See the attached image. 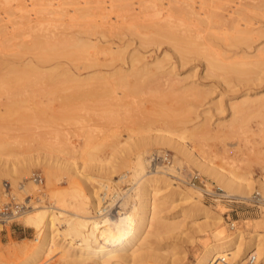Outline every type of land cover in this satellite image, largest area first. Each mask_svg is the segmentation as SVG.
I'll list each match as a JSON object with an SVG mask.
<instances>
[{
  "label": "rangeland",
  "instance_id": "rangeland-1",
  "mask_svg": "<svg viewBox=\"0 0 264 264\" xmlns=\"http://www.w3.org/2000/svg\"><path fill=\"white\" fill-rule=\"evenodd\" d=\"M71 1L77 2V6ZM136 1L137 8L131 9V5L122 0H93L94 3H89L91 6L88 4L89 11L81 7L82 4L87 7L84 1L78 6L77 0H67L64 12L51 13L52 19L63 18V35L68 40L82 39L83 43L89 42L85 43L86 46H93H87L86 58L58 56L41 65L51 72L68 69L81 81H66L56 87L46 82L23 85L17 95L18 112L6 111L10 99L3 96L0 113V211L11 202V196L17 198L14 201L26 203L28 209L44 203L56 210V205H61L73 195L82 202L90 196L94 186V183L89 185L85 181L84 176L87 175L109 183L111 194L118 192L120 199H127L128 204L124 207L128 212L132 209L129 203H135V192L140 182L134 175V157L138 151H143L149 160V170H160L161 174L169 167H176L170 175L173 187L167 186L162 191L164 208L161 215L165 221L182 215L178 218L177 227L164 228L167 232L162 237L151 236L137 251L141 254L136 258L129 256L124 261L120 259L121 264H193L205 246L212 243L216 231L229 237L240 231L244 238L243 247L251 243L258 233L264 238V202L258 207L249 201L256 193L264 195L259 184L264 179V78L246 81L251 76L224 71L228 73L224 74L228 79L225 77V80L224 75L221 76L223 69L208 66L206 51L182 54L174 46L169 33L161 32L162 27L184 22L188 31L191 29L202 35L210 50H216L225 57L233 55V59H240L244 51L252 56L260 52L264 55V3L262 0H185L176 5L170 0H156L155 7L150 9L147 5L141 7ZM188 3H195L198 8L202 6L204 13L186 12L184 7L187 8ZM74 7L79 12H75ZM234 8L239 11L234 17H229L231 20L222 17L223 14L228 18V11ZM2 12L3 8L0 9ZM237 28L251 29L252 48L233 43L234 36L240 32ZM110 49L121 52L122 58L113 60ZM56 66L59 68L55 69ZM144 67L148 69L149 76L143 73L145 76L141 79L134 75L133 68ZM118 68L123 69L126 75L125 83L114 73ZM98 75L102 77L98 78ZM82 80L87 83L86 90L97 92L94 95L85 92L80 96L73 93L70 86H76L75 83ZM102 88L109 94L100 92ZM195 89L203 95H197ZM69 92L75 99H69ZM246 92L253 98L263 96L262 102L248 108L247 113H233L231 103L247 97ZM84 94H87V99ZM174 110L185 112L190 119L186 124L188 130L183 133H186L185 138L178 137L183 126L175 118L182 114L175 116L180 113H173ZM169 129L176 132L173 136L168 135L173 143L159 138V135L173 132ZM57 140L64 144H58ZM177 141L185 142L191 155L196 154L209 163L213 160L227 172H235L237 177L245 174L253 182L252 187L247 192L223 189L214 177L200 170L191 155L174 148ZM70 143L78 148L85 146L82 148L85 150L83 156L82 150L76 153L73 171L64 165L51 169L50 181V168L43 159H63L71 152ZM84 159H88L92 168L82 170L83 176L74 168L78 169ZM35 172L44 178L42 184L29 182ZM122 173H127V177L117 183L116 179ZM6 184H11L10 194ZM191 189H197L191 194L198 198L188 199ZM128 190L132 192L130 199ZM74 208L68 207L72 212L77 210ZM186 209L188 214H185ZM91 211L96 214L92 205ZM126 211L107 216L101 228L102 241H110L122 233L128 225ZM0 225V258L3 261L16 259L22 255L21 249L30 250L39 243L35 239L36 229L27 226L22 216L0 222ZM76 253L71 252L70 258L58 262L43 259V263L97 264L92 261L97 257H79Z\"/></svg>",
  "mask_w": 264,
  "mask_h": 264
},
{
  "label": "bare ground",
  "instance_id": "bare-ground-1",
  "mask_svg": "<svg viewBox=\"0 0 264 264\" xmlns=\"http://www.w3.org/2000/svg\"><path fill=\"white\" fill-rule=\"evenodd\" d=\"M65 1L56 0L55 2L54 0H0V9L3 8V12L0 13V113L3 106L2 98H4V95L9 97L10 99V104L6 110L7 112H15V110L20 109L17 105V95L19 88L23 85H29L33 83L37 84V82H46L52 87H56L66 81L71 82L77 81L76 79L79 80L75 73L70 72L68 69H63L61 72H51L50 70L44 69V66H41L54 59V57L58 56L72 57L74 59L86 58L88 55V49L92 45H87L89 46L87 47L85 43L89 44V42L83 43L82 39V41L79 39L81 42L78 40H73V42L71 40H68L63 35L65 34L63 31L65 26L63 18L60 17V19L58 18V20H56V18L53 17L54 19H52L51 16L54 11L64 12L63 6ZM77 1L80 3H78V6H81L82 1H84L83 3L87 4V7H84V4H82L81 7L83 9L88 8V4H92L91 2H93V0ZM122 1L126 2V5L130 4L131 9L137 8V6H135L137 3L136 0ZM155 1L156 0H138V3L141 7L147 5V7H150V9H152L156 5ZM170 1L176 2V5H180V3H183V1L185 0ZM262 2L264 3V0H262ZM75 3L76 4L72 2L74 6H77V2ZM90 4L89 6H91ZM79 8L78 10H80ZM82 8L81 10H83ZM184 8L186 9L185 11L190 14L201 15L204 13L201 10L202 6L198 8L195 3H188L187 8ZM90 9L89 11H91ZM238 11V8L230 9L228 11V18L223 14L222 17H224L226 20H231L229 19V17H234V14H236ZM75 12H79L77 11V8ZM81 12L82 11H80V13ZM82 14L81 16L84 17V14ZM184 26L185 23L180 22L173 23L170 26L164 28L162 27L161 29V32H163L164 34L169 33L170 37L174 41V46L182 54H186L189 51H206V60L208 66L214 67L216 68V70H218L217 68L223 69V73H221V76L222 74L224 75L232 72L236 74H244V76L247 75V77L251 76L249 78L245 77V79L247 78L246 81L258 79L261 80L264 78V55H262L261 52L258 55L254 54L252 56L248 54L247 51H244V54L240 59H233V55L225 57L216 50H210L209 45L205 43L202 35L199 32L193 31L191 29L190 31H188V26H185L188 28V30ZM237 29L240 30V32L236 36H234L233 43L245 45L248 48H252V36L250 34L251 29ZM110 51L113 53V60L122 58L121 52L113 49H110ZM234 54H236V52H234ZM52 68L54 69L55 67ZM58 68L59 66H56L55 69ZM122 70L123 69L118 68V70L114 73L115 75L117 74L119 80L125 83L126 75L122 72ZM224 71H227L228 73H225ZM133 72L134 75L138 77L140 76L141 79L142 76H145L146 74V76H149V71L145 67L133 68ZM143 73L146 74L144 75ZM100 77H102V75H98V78ZM225 77L226 76L224 75L223 78L225 79ZM79 81H81V79ZM84 83L85 86H83ZM86 84L87 83L82 80V82L75 83L76 86L72 84V86L70 87H72L71 89L73 93H77V95L80 96L85 92H89V90H86ZM103 84H105V82ZM108 85L106 84L107 87ZM94 87H96V85H94ZM102 87H104V85ZM90 88H93V86ZM110 88L108 90H110ZM96 92H91L90 94L94 95V93ZM100 92H104L103 88ZM194 92L199 96L203 95L200 90L195 89ZM106 93L109 94L108 92ZM69 94L71 95L69 99L71 97L75 99L72 93L69 92ZM90 94H88V96H90ZM245 95H247V97L238 99L235 102L231 103L233 113L240 112L239 114H241L242 112H246L247 110H249L248 108L251 109V106L253 108L260 102H262L261 99L263 96L253 98V96L250 97L249 93L247 92L245 93ZM86 97L87 94L85 95V99L88 98ZM75 108H77L76 110H78V106ZM106 109L109 110V108ZM176 111L177 110H174L173 113H175ZM16 112H18V110ZM171 112L172 111H170V113ZM181 114L182 113L175 116H180ZM77 115L79 116L78 112ZM171 115L174 114L171 113ZM175 119L183 126L180 127L182 128V131L180 133L178 132V137L180 139L185 138L186 133H183L185 130H188L186 124L189 123L190 119L185 116V112L184 114H182V116H180L179 118L176 117ZM176 129H178V127ZM174 133L176 132H168L163 135H159V138H161L166 143H173L171 141L172 138L170 139L168 135L171 136L172 134L174 135ZM57 143L60 145L64 144V142L58 140ZM1 145L2 144H0V146ZM83 147L78 148L70 143L69 150H71V152L69 151L67 155L63 157V159H61V157H54L51 160L50 158L45 157L43 160L45 161V163L48 162L50 168L48 172V179H51V169H53L55 166L64 165L72 170V168L75 167L74 165L77 160L76 153L82 150L81 155L83 156L85 152V150L82 149ZM174 148L180 153L191 155V150L185 142H175ZM191 156L194 158V161L199 166L200 170L208 173L211 177H214V180H216L217 183L220 184V186L225 190L245 192L247 189L249 190V187L251 188L253 185V182L251 183L250 178L245 174L239 175L237 177L235 172H227L223 167H221V165L215 164L213 160H211V164L209 162H206L205 160H202L199 156H196V154H193ZM134 158L136 159L134 175L135 177H139L140 182L137 186V193L135 192L137 196L135 197L134 205H132L133 201L129 203V205L131 204L130 207L129 205H127L130 209L132 208L130 211L127 212L126 209L128 210V208L124 207V204H128V200L120 199V193L118 192H116L115 194H111V191H109V189H111L112 186L109 183L95 180V177H87L86 174V176H84L83 173H81L82 170L86 171V169H88L89 167L92 168V165L90 164L88 159H84V161L82 160L81 165H79L78 169L76 168L77 170L74 168L76 173H81V175L85 177V181H87L89 185L90 183H94L93 189L92 191H90V196L86 197L84 201L80 202L78 197L75 198V196L73 195L72 198L66 199V201H64V203H62L61 205L57 206L54 203L56 207H58V209L56 210L50 204L47 205L43 203V205L41 206L32 207L29 209L28 205L25 204L27 208L17 212L18 214L10 217L9 219H0V222H6L18 216H22L27 226L36 229L35 239L39 242L38 245H34L30 250H27L25 248L21 249L22 255L16 259L3 261L0 258V264H44L46 261L44 260L45 262L43 263V259H52L53 262H58L70 258L71 252H77L76 255H78L79 257H83L85 255L88 258L97 257L92 258V261L95 260L97 264H121L120 259L123 260L127 259L129 256L135 257L136 255L141 254H138L139 250L144 247V241H148V238H150L151 236L162 237L163 234L167 232V230L164 228L174 225L177 227L180 222L178 218L182 214H179V216L177 215V217L174 216L173 219H166V221L162 218L161 215L162 209L164 208V205L161 202V198L164 197L162 191L167 186L173 187V182L170 180V175L176 167H169L167 171L163 170L164 173L160 174V170L152 171L148 169L149 160L145 157L143 151H138ZM64 160H66L67 162H64ZM233 173H235L236 176ZM126 177L127 173H122L118 176L116 182L118 183L119 181H123ZM29 182L32 185L33 183L42 184L44 182V178L41 176V174L35 172L32 176V180H29ZM15 183L18 182L16 181ZM259 184L261 191L264 194V179L260 180ZM5 186V188L8 190V193L10 194L9 188L11 187V184H6ZM101 192L103 194L102 196ZM193 192H197V189H191L188 199L199 197L197 195L191 194ZM128 194L129 195H127V197H129L128 199H130V197H132V192L129 193L128 190ZM263 196L261 197L262 202H264ZM11 198L12 200L10 203H8V205L10 206V204H12V209L16 212V207L13 204L19 202L14 201L17 199L15 196H11ZM91 205L94 206V209H96V214L91 213ZM71 206H74L75 208H77V210H75V212H72V210L70 211L68 207ZM3 210H1L0 212H2ZM123 210L127 212L125 216L127 217L128 225L124 228L121 234L119 233V236L117 238L110 241H102V239L100 238L101 228L107 216L110 214L120 215L122 213H125L123 212ZM188 213L189 211L187 210L185 214ZM205 213L208 214V211H206ZM1 226L2 225H0V231L2 230ZM172 229L173 227L170 230ZM258 234L254 235V239L251 243L243 247L244 238L240 231L236 235L230 237L223 232L216 231L212 236V243H209L205 246V249L203 250L201 256L193 264H264V238ZM93 240L94 242L101 241V243L95 242L98 245L95 243L94 245L92 242ZM82 241H84V243Z\"/></svg>",
  "mask_w": 264,
  "mask_h": 264
},
{
  "label": "built area",
  "instance_id": "built-area-1",
  "mask_svg": "<svg viewBox=\"0 0 264 264\" xmlns=\"http://www.w3.org/2000/svg\"><path fill=\"white\" fill-rule=\"evenodd\" d=\"M261 194L260 193H256L253 196H251L249 198L250 204H252L253 206H260L261 201ZM26 203L23 202H19V203H15L13 204L16 207V212L13 211L12 209V204H10V206L7 204L4 207V210L2 212H0V219H9L10 217L18 214L17 212L22 211L24 209L27 208V206L25 205Z\"/></svg>",
  "mask_w": 264,
  "mask_h": 264
}]
</instances>
